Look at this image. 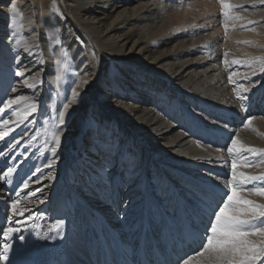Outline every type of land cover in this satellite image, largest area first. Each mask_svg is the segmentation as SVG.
I'll use <instances>...</instances> for the list:
<instances>
[{"label":"bare ground","instance_id":"bare-ground-1","mask_svg":"<svg viewBox=\"0 0 264 264\" xmlns=\"http://www.w3.org/2000/svg\"><path fill=\"white\" fill-rule=\"evenodd\" d=\"M10 3L17 5L16 14ZM232 3L247 8L235 9L241 16L260 21L255 32L234 31L237 42L228 33L211 36L206 26L192 23L194 17L187 24H180L182 17L171 20L167 0H55L54 7L52 0H0V101L23 95L37 105L23 124L12 126L13 136L0 140V151L7 153L0 157V176L10 167L17 173L13 180H0V255L4 243L12 246L9 259L0 264H176L185 252L191 254L194 229L186 223L193 219L202 225L222 187L215 177H230V135L239 130L242 141L264 147V136L242 125L255 116L253 127L264 133V74L251 77L261 83L247 94L246 112L232 91L236 85L228 81L229 72H235L233 79L248 86L244 75L250 69L231 60L264 55V47L243 43L264 45V9L249 6L250 0ZM214 17L201 19L223 22ZM57 59L68 65L60 81L55 80ZM16 70H27L26 77L37 76L40 82L29 88ZM72 88L79 96L66 115L58 159L48 166L51 145L46 146L48 137L39 127L53 108L71 98ZM4 118L13 119L10 112ZM73 175L84 197L74 195L79 191ZM37 188L36 197L28 196ZM18 191L20 208L27 209L23 216L11 209ZM126 193L133 201L129 208L125 203L118 212L110 209ZM253 199L264 203V198ZM169 206L176 214L179 210L180 225L166 216ZM32 213L41 216L28 221ZM58 220L64 221L62 229L49 231ZM9 226L21 232L6 238L3 230Z\"/></svg>","mask_w":264,"mask_h":264},{"label":"snow or ice","instance_id":"snow-or-ice-1","mask_svg":"<svg viewBox=\"0 0 264 264\" xmlns=\"http://www.w3.org/2000/svg\"><path fill=\"white\" fill-rule=\"evenodd\" d=\"M52 2L54 7L55 0H52ZM218 3L226 31L230 22L241 19L246 20V23L241 25V27L248 28V30L253 32L256 31L255 25L260 23V21L247 19V17L241 16L234 11L241 8L247 11L244 5L232 3V0H218ZM249 6L264 9V0H250ZM10 11L12 14L17 13V5L15 3H10ZM12 39L13 37L9 36V40L11 41ZM243 43L264 47V45H258L255 41H243ZM28 50V47H26L25 51ZM63 55L66 57L67 54L64 53ZM228 56L229 52L226 50L224 52L225 64L229 63ZM231 64L242 65L250 69V72L244 75V79L248 81V86L239 84L233 79L238 73L229 72L228 74L229 83L236 85L232 91L235 94L239 108L246 112L249 101L247 94L261 83L259 79L253 83L251 77L257 76L258 73L264 74V55H245L243 58H233ZM55 65V80L60 81L62 73L68 67L67 61L66 59L63 61L57 59ZM26 71L16 70L14 74L17 77L24 78L23 82L27 87L35 88L36 84L40 82L39 77H26ZM29 80L32 82L29 83ZM83 83L87 84V81H83ZM78 96L79 93L76 88H72L71 98L67 99V102H64L61 108H53L50 116L44 120V134L48 137L46 146L47 144L51 145L50 151L53 154V158L48 161V166L54 165L58 159L56 153L62 142L66 115L72 102ZM22 102L24 104L23 108H14V106L21 105ZM6 110L10 112L13 119L4 118L8 114ZM36 111V102L29 96L16 95L0 101V129H3V131H0V140L9 136L13 131V125L19 126L23 124ZM255 120V116L249 115L246 120L242 121L243 128L251 129L256 131L258 135L264 136V133L253 127ZM223 128L228 129L229 125L225 123ZM32 139H36V136H33ZM229 139L230 143L226 145V152L230 158V177L226 180H221L220 176L215 177V180L220 181L222 185V187H217V199L208 206L205 213L206 219L202 221V230L200 226L195 227L193 230L188 244L191 254L185 252L183 256L177 258L176 264H264V203L253 199V197L264 198V147L252 146L242 141L239 130L236 131L235 135H230ZM16 143H19V141ZM196 145L197 147H204L200 141H196ZM12 146L11 144L9 145V147ZM207 147L211 148L212 146L208 145ZM216 151L223 152L222 149H216ZM6 155V152L0 151V157ZM218 158L224 160L223 155ZM224 163L226 167L229 166L228 160H225ZM249 168L259 169V171L250 172L244 170ZM13 171V168H8L7 172L0 176V180L11 176ZM39 171L40 169L37 168V172ZM34 175L35 173H33ZM31 179L29 177V180ZM35 183H39V180L35 181ZM28 187L29 181L25 180L23 188L27 189ZM39 191L40 189L37 188L35 192H29L28 196L36 197ZM16 196L17 199L11 205L12 212L16 216H23L24 211H27V209L22 210L20 208L21 194L19 191ZM28 196L24 197V199H27ZM40 203H43V201L41 200ZM40 216L41 214L39 213H32L27 216V220L33 221ZM8 219L11 221L13 217L10 216ZM15 223L23 225L24 221L16 220ZM63 225L64 221L58 220L50 227L49 231L62 229ZM20 232V227L9 226L3 230V235L9 238L12 234ZM59 234L57 232V235ZM18 238L20 240L25 239L23 235ZM11 247L9 243L3 244V254L0 255V261L9 259L8 253Z\"/></svg>","mask_w":264,"mask_h":264},{"label":"rangeland","instance_id":"rangeland-1","mask_svg":"<svg viewBox=\"0 0 264 264\" xmlns=\"http://www.w3.org/2000/svg\"><path fill=\"white\" fill-rule=\"evenodd\" d=\"M164 1H166V0H164ZM173 1V2H172ZM217 0H175V3H174V0H167V2H168V4H167V6H166V15L167 16H172L170 19L171 20H173V21H178V20H183L182 22L180 21V24H187V22L188 23H191L192 22V17H194L195 18V21L194 22H192L193 24H195V23H197V24H195V25H201V26H206V28L209 30V32L211 33V36H213V37H215V36H217V35H225L226 33H228L229 34V38H233L236 42H237V38L238 37H236V35H235V33H234V31H242L243 29H246V28H243V27H241V25H244V23H243V19H241V20H236V22L235 21H233V22H230V24H229V27H228V29H227V31L225 30V28H224V24H223V22H220V21H206V20H202L201 18H202V16L204 15V14H211L212 16H215L214 18H216V19H220V18H222V16H221V13H220V5H219V3L218 2H216ZM215 4H217V5H215ZM235 11V10H234ZM176 15V16H175ZM184 15V16H183ZM217 15V16H216ZM178 17H179V19H178ZM183 19H182V18ZM186 17H187V19H186ZM213 18V17H212ZM187 20V21H186ZM209 20H213V19H209ZM209 22V23H208ZM233 24L235 25L234 27H233ZM185 26V25H184ZM183 26V27H184ZM183 27H181V28H183ZM171 29H175V27H171ZM249 40H252L253 39V37H250V38H248ZM248 39H246V40H248ZM9 89V85H8V87L5 89V91H4V89H3V92L6 94V93H8V90ZM1 93H2V91H1ZM8 115V114H7ZM85 115V114H84ZM44 127L42 126V127H39V132L41 131L42 133H43V129ZM15 131H16V129L15 130H13L11 133H13L12 134V136L15 134ZM41 132H40V134H41ZM39 134V135H40ZM19 135H22V130L21 131H19L17 134H16V136H19ZM11 136V137H12ZM83 136H85L84 134H82L81 135V139H85L86 138V136L85 137H83ZM10 137V138H11ZM79 136H77V137H75V139H74V141L72 142V147L74 148V146H75V140L77 141ZM10 138H8V139H10ZM14 138H17V137H14ZM7 139V138H6ZM80 139V140H81ZM13 140V139H12ZM82 141V140H81ZM80 141V142H81ZM85 147H86V145H85ZM72 148V149H73ZM72 153V155L73 154H75V156H77V151H72L71 152ZM77 157H79V156H77ZM81 157V156H80ZM12 161H10V163H11ZM73 163V162H72ZM74 164V163H73ZM69 168H70V166H69ZM70 173L72 174L73 173V170H71L70 171ZM81 173L83 174V171H81ZM16 174V175H15ZM15 174H12L11 175V179L13 180L14 178H16L17 177V173H15ZM84 175V174H83ZM76 175H73V178L75 177ZM19 178H22V172H21V177L19 176ZM74 187L76 188V190L77 191H79V193H74L73 191H72V189H71V191L74 193V195L76 196V195H78L79 194V197H84L85 195H82L81 194V192H80V189H81V187H82V184L79 182V181H77L75 178H74ZM140 182V181H139ZM125 186H126V183L123 185V187H122V190L123 189H125ZM85 188L86 189H89V185L88 184H85ZM75 190V191H76ZM124 191V190H123ZM105 192V191H104ZM121 196H122V193H121ZM119 197L117 200H116V202H115V206L113 205L110 209H115L114 211H116V212H118V209L120 210V209H123V204H127L126 206H124V209H127V208H129V205L130 204H132L133 203V201H129V200H127V197L129 196L128 195V193H126L123 197ZM86 197H88V196H86ZM112 197H110V199H111ZM121 198V199H120ZM82 199V198H81ZM83 200V199H82ZM87 201V200H86ZM118 201V202H117ZM155 201L157 202V203H159V204H161L160 202H162V201H158V199H155ZM117 203V204H116ZM98 205H103L102 203H100L99 202V204ZM104 206V205H103ZM97 207V206H96ZM95 212L96 211H93V213L95 214ZM165 212H167V214H166V216L168 217H170L169 219L170 220H172V221H174L173 223H172V225H175V226H177L178 224L180 225V222H179V220H177V218H176V215L177 214H179V210L177 211V214H176V212H175V210H174V208H172V206H169L168 208H167V210L165 211ZM170 212V214H168ZM173 214V215H172ZM154 217V216H153ZM184 218H186V216H185V213L184 214H182V219L185 221V219ZM102 220H104V221H109V220H107V219H105V218H102ZM176 220H177V222H176ZM191 222V223H190ZM187 225H188V227L191 229V230H193L195 227H197V226H200L201 228H202V225L199 223V222H197L196 221V223L193 221V219H189V221L186 223ZM190 224V225H189ZM199 224V225H198ZM192 225V226H191ZM112 226H113V223H112ZM114 227V226H113ZM173 229H175V228H173ZM175 230H178V229H175ZM202 230V229H201Z\"/></svg>","mask_w":264,"mask_h":264}]
</instances>
